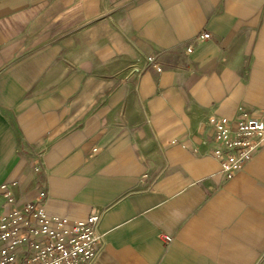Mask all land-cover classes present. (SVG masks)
I'll return each instance as SVG.
<instances>
[{
	"label": "crops",
	"instance_id": "0c3cea01",
	"mask_svg": "<svg viewBox=\"0 0 264 264\" xmlns=\"http://www.w3.org/2000/svg\"><path fill=\"white\" fill-rule=\"evenodd\" d=\"M240 109L264 118V0H0V185L99 213L90 264H264V135L230 176L213 155Z\"/></svg>",
	"mask_w": 264,
	"mask_h": 264
},
{
	"label": "built area",
	"instance_id": "2783aa9c",
	"mask_svg": "<svg viewBox=\"0 0 264 264\" xmlns=\"http://www.w3.org/2000/svg\"><path fill=\"white\" fill-rule=\"evenodd\" d=\"M208 36L202 32L197 39ZM208 122L219 143L213 155L230 176L249 159L258 138L264 135V118L240 109L235 118L214 116ZM0 190L6 205L0 212V264H90L95 258L103 241L97 228L99 213L78 220L49 215L33 200L18 202L6 184H1ZM42 197L39 191L37 199Z\"/></svg>",
	"mask_w": 264,
	"mask_h": 264
}]
</instances>
